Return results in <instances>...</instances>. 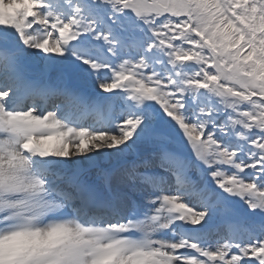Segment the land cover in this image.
<instances>
[{
    "label": "snow or ice",
    "instance_id": "obj_1",
    "mask_svg": "<svg viewBox=\"0 0 264 264\" xmlns=\"http://www.w3.org/2000/svg\"><path fill=\"white\" fill-rule=\"evenodd\" d=\"M0 264H264V0H0Z\"/></svg>",
    "mask_w": 264,
    "mask_h": 264
}]
</instances>
